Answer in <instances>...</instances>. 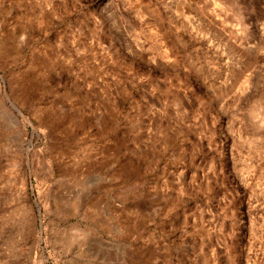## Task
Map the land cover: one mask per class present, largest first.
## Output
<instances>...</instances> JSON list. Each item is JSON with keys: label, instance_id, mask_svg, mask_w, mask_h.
Listing matches in <instances>:
<instances>
[{"label": "rangeland", "instance_id": "374dc122", "mask_svg": "<svg viewBox=\"0 0 264 264\" xmlns=\"http://www.w3.org/2000/svg\"><path fill=\"white\" fill-rule=\"evenodd\" d=\"M0 264H264V0H0Z\"/></svg>", "mask_w": 264, "mask_h": 264}]
</instances>
